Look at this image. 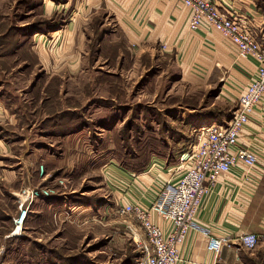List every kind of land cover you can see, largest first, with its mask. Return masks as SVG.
<instances>
[{
    "label": "rangeland",
    "instance_id": "obj_1",
    "mask_svg": "<svg viewBox=\"0 0 264 264\" xmlns=\"http://www.w3.org/2000/svg\"><path fill=\"white\" fill-rule=\"evenodd\" d=\"M50 1L51 13L43 0H0V141L12 147L0 163L18 168L9 185L0 177V264H141V227L117 213L103 166H177L196 132L238 104L220 78L182 77L161 44L128 46L108 12ZM25 189L48 193L12 236Z\"/></svg>",
    "mask_w": 264,
    "mask_h": 264
},
{
    "label": "crops",
    "instance_id": "obj_2",
    "mask_svg": "<svg viewBox=\"0 0 264 264\" xmlns=\"http://www.w3.org/2000/svg\"><path fill=\"white\" fill-rule=\"evenodd\" d=\"M213 1L220 5L222 13L235 16L241 24L257 33L264 25V0ZM71 2L57 1L58 5L65 7L72 4L78 11L108 12L114 17L118 33L124 37L128 46L134 45L142 53L161 44L165 51L175 54L182 77L189 76L192 80L203 77L205 81L220 78L224 80L221 94L237 104L250 77L257 70L258 64L252 58L237 59L235 51L219 32L207 26L190 31L189 11L178 0ZM43 8L51 13L56 5L50 0H43ZM70 37L69 30H66L65 41L69 42ZM14 122L9 123L15 125ZM239 147L252 150L257 155L258 166L248 170L238 164L218 179L203 200L194 219L195 226L188 231L179 246L178 264H264V99L253 110L248 124L240 134ZM11 154L12 147L0 141V155ZM64 159L58 160L64 162ZM51 160L46 161L49 163ZM153 163L159 166L158 171H153L154 178L148 175L150 169L136 175L120 169L114 162L103 166V176L109 186L114 185L115 192L118 190L119 200L122 197L127 202H137L148 207L153 198L151 188L157 176L163 180H175L178 177L176 165L166 164L162 160ZM11 166L10 163V166L5 165L3 168L0 163V177L4 184L9 185L16 179L18 168ZM107 173L115 178L113 183ZM151 219L165 233L168 232L167 223L155 216ZM248 233L258 237V245L253 251H245L238 244V238ZM207 235L227 238L230 244L224 247L218 257H214L206 248Z\"/></svg>",
    "mask_w": 264,
    "mask_h": 264
},
{
    "label": "built area",
    "instance_id": "obj_3",
    "mask_svg": "<svg viewBox=\"0 0 264 264\" xmlns=\"http://www.w3.org/2000/svg\"><path fill=\"white\" fill-rule=\"evenodd\" d=\"M178 1L189 11L190 31L207 26L219 32L233 48L237 59L252 58L258 66L239 97L233 115L227 121L204 126L196 132L194 142L179 158L175 169L178 177L163 180L157 176L151 188L153 198L148 207L127 202L121 197L117 213L121 217L133 218L142 230L144 239L138 242L141 264H178L179 246L195 226L194 219L203 200L218 179L238 164L248 170L258 166L257 155L247 147H239V137L253 110L264 99V25L257 33L241 24L235 16L222 13L220 5L213 0ZM150 169L158 171L159 166L152 163ZM107 176L113 183V175L107 173ZM47 193L25 189L16 194L20 214L13 218L12 236L20 235L31 203ZM152 216L168 224L167 233L152 221ZM229 244L227 238L207 235L206 248L214 257H218ZM238 244L245 251H253L258 245V237L252 233L242 234Z\"/></svg>",
    "mask_w": 264,
    "mask_h": 264
}]
</instances>
